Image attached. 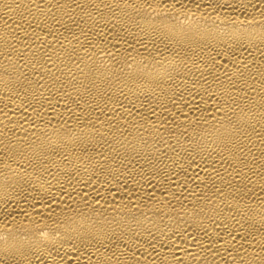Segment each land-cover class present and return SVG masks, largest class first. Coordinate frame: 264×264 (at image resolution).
Returning <instances> with one entry per match:
<instances>
[{"label":"bare ground","instance_id":"obj_1","mask_svg":"<svg viewBox=\"0 0 264 264\" xmlns=\"http://www.w3.org/2000/svg\"><path fill=\"white\" fill-rule=\"evenodd\" d=\"M0 264H264V0H0Z\"/></svg>","mask_w":264,"mask_h":264}]
</instances>
